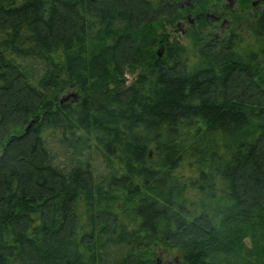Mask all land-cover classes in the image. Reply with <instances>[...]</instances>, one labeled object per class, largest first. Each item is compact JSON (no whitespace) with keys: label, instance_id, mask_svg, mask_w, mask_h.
<instances>
[{"label":"trees","instance_id":"16d2710c","mask_svg":"<svg viewBox=\"0 0 264 264\" xmlns=\"http://www.w3.org/2000/svg\"><path fill=\"white\" fill-rule=\"evenodd\" d=\"M237 1L216 35L211 0H0V264H264V2Z\"/></svg>","mask_w":264,"mask_h":264},{"label":"rangeland","instance_id":"374dc122","mask_svg":"<svg viewBox=\"0 0 264 264\" xmlns=\"http://www.w3.org/2000/svg\"><path fill=\"white\" fill-rule=\"evenodd\" d=\"M218 2L219 5H224L227 9H229V13L222 15V17L220 18V20L216 21L215 24L217 26L216 31H214L213 33L218 35L219 31H222L223 29H227L230 26V21L232 19H230L229 15L232 12L238 13L239 10V6H238V2L237 0L236 3H234L232 0L228 1V0H211V2ZM256 1H259L258 4H255ZM262 5L261 0H249L248 4H247V8L248 11L254 13L255 11L258 10L259 6ZM251 13V14H252ZM206 14V19L207 20H211V12L210 13H204ZM186 15V19L185 20H177V22H175L173 25L171 26H166V31H165V35L166 37H168L169 42H180L183 46L187 47V48H192L193 45L196 43L195 41V36H194V32H195V28H196V22L194 20V14L192 12H188L185 14ZM127 80L130 81L133 77V75L131 73H127ZM67 97H69L70 99H73V97L71 96V94L69 95H65ZM172 259V255L166 252H163L161 250V252H159L158 258L157 260L159 261V264H169V262H171Z\"/></svg>","mask_w":264,"mask_h":264},{"label":"flooded vegetation","instance_id":"af4514ba","mask_svg":"<svg viewBox=\"0 0 264 264\" xmlns=\"http://www.w3.org/2000/svg\"><path fill=\"white\" fill-rule=\"evenodd\" d=\"M234 3H236V1L235 0H232ZM258 2L259 1H256L255 2V4H258ZM261 2L263 3L264 2V0H261ZM262 7V5L261 6H259V8L258 9H260ZM211 17H214V16H211ZM214 19H215V21H218V20H220V18H217V17H214Z\"/></svg>","mask_w":264,"mask_h":264},{"label":"water","instance_id":"95a60500","mask_svg":"<svg viewBox=\"0 0 264 264\" xmlns=\"http://www.w3.org/2000/svg\"><path fill=\"white\" fill-rule=\"evenodd\" d=\"M228 1H231V0H228ZM211 16H213V14H211ZM159 54H160V52H159Z\"/></svg>","mask_w":264,"mask_h":264}]
</instances>
